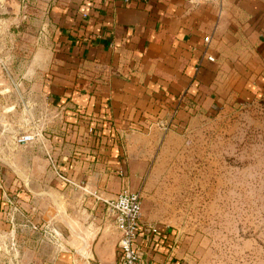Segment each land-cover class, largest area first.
<instances>
[{"label":"crops","instance_id":"0c3cea01","mask_svg":"<svg viewBox=\"0 0 264 264\" xmlns=\"http://www.w3.org/2000/svg\"><path fill=\"white\" fill-rule=\"evenodd\" d=\"M51 11L60 26L48 54L78 66L77 86L59 87L74 155L68 142L57 156L54 145L56 164L37 165L28 184L19 177L14 226L0 195V264H104L114 259L118 232L103 200L137 188L171 110L181 115L213 91L262 90L264 0H72ZM61 214L90 237L83 239L93 259L73 250L80 239L71 249L38 245L39 224L54 243L62 235L55 227L69 232L56 223ZM160 236L150 264H183L172 234L161 228Z\"/></svg>","mask_w":264,"mask_h":264},{"label":"rangeland","instance_id":"374dc122","mask_svg":"<svg viewBox=\"0 0 264 264\" xmlns=\"http://www.w3.org/2000/svg\"><path fill=\"white\" fill-rule=\"evenodd\" d=\"M71 2L0 0V195L10 201L3 210L10 226L19 177L28 184L37 165L56 164L65 143L74 148L59 87L77 86L78 66L48 54L60 26L52 7ZM182 110L168 119L137 185L143 220L172 234L173 255L183 264H264V85L260 92L213 91ZM54 145L61 148L56 156ZM21 223L27 236L29 225ZM39 225V246L76 243L57 227L62 235L54 243Z\"/></svg>","mask_w":264,"mask_h":264},{"label":"built area","instance_id":"2783aa9c","mask_svg":"<svg viewBox=\"0 0 264 264\" xmlns=\"http://www.w3.org/2000/svg\"><path fill=\"white\" fill-rule=\"evenodd\" d=\"M120 1L126 4L132 2ZM207 58L213 60L211 56ZM176 114L177 108H173L165 124H162L165 130L168 129L169 120ZM30 139L28 134L21 138L24 142ZM103 201L118 232L116 260L113 264H150L146 254L154 251L161 238V228L143 220L141 189L122 188L114 197ZM13 211H18V208L15 206Z\"/></svg>","mask_w":264,"mask_h":264},{"label":"water","instance_id":"95a60500","mask_svg":"<svg viewBox=\"0 0 264 264\" xmlns=\"http://www.w3.org/2000/svg\"><path fill=\"white\" fill-rule=\"evenodd\" d=\"M61 220H62V223L65 225V227L70 232V234L75 239H80L83 242V244L80 248L73 247V250L77 253L82 254L84 257H88L90 259H93L92 255H91V251H90V244H88L87 241L86 240L84 241V239H83L84 237H88V236L84 235V237H83L82 236L83 234L81 233V231H77V230L72 229V226L69 223H67V220L65 219L63 214H61ZM88 238H90V237H88ZM115 260H116V252L114 254V259L112 261L104 263V264H113L115 262Z\"/></svg>","mask_w":264,"mask_h":264},{"label":"trees","instance_id":"16d2710c","mask_svg":"<svg viewBox=\"0 0 264 264\" xmlns=\"http://www.w3.org/2000/svg\"><path fill=\"white\" fill-rule=\"evenodd\" d=\"M190 105L192 106V105H193V102H190ZM104 120H108V121H110V120L107 119V118H104Z\"/></svg>","mask_w":264,"mask_h":264}]
</instances>
